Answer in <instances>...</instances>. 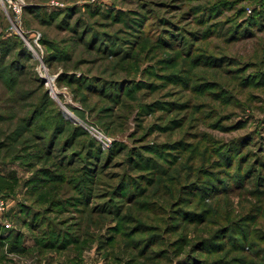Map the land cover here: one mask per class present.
<instances>
[{"label": "trees", "instance_id": "1", "mask_svg": "<svg viewBox=\"0 0 264 264\" xmlns=\"http://www.w3.org/2000/svg\"><path fill=\"white\" fill-rule=\"evenodd\" d=\"M250 1L255 3L254 13L246 19L239 15L235 27L226 30L227 40L243 39L245 34L243 35L242 31H245L247 26L251 32L264 29V0ZM27 4L29 5L28 2ZM40 8L42 7L38 9L42 10ZM89 9L86 12L92 10L97 12L96 16L100 13V17L111 19L114 23L125 24L123 10L113 8V11L105 12L91 7ZM29 11L30 8L23 7L21 20ZM80 11L74 7L49 13L45 25L51 26L56 21H60L58 26L60 28L62 25L67 26L65 32H68L69 36L65 43L43 36L39 43L44 47L46 54L44 61L50 72L54 63L62 64L60 67L63 68V72L56 80L57 87L67 88L74 96V100L82 107L79 109L65 104L68 109L83 121L85 120L82 119L83 116L89 115L104 128L107 134L113 135V127L117 129L120 123L125 129V119L127 121L130 117L125 115L126 108L130 107L128 102L125 103V93L128 88L125 86V78L110 76V79H105L99 69L106 59L118 58L115 55L121 49L117 46L120 38L116 33L98 32L91 25L84 23L83 19L79 20L76 15ZM9 12L15 19L16 14L11 10ZM35 12L31 10L30 13L36 16ZM245 14L246 11L243 16ZM141 32H136L135 41L126 45V53L133 51L131 58L143 64L144 57L138 53V48L148 46L149 49L158 50L163 48L162 45H166L152 44L142 39L146 33ZM10 35L0 41V191L5 198H8L16 193L21 182L17 174L4 175L2 168L17 164L27 169L31 176L23 182L25 195L23 201L19 203L18 212L21 227L13 229L9 237L3 238L5 228L0 219V263L6 258L4 251L7 246L9 252L30 254L38 252L42 256L48 252L65 253L75 255L76 259H79L87 247L97 242L106 259H113L115 262L127 260L126 264H166L173 263L172 261L177 264H226L227 262L264 264V248H262L263 252H259L261 249L257 247V241L256 243L251 241V246H254L255 250L247 252L250 249L242 247L246 238L238 239L239 245L236 247L238 249L235 250L241 255L230 261L229 258L232 256L221 255L223 247L211 250L212 247L209 246L217 242L218 231L209 235L211 237L205 241L207 244L203 250L194 248L184 259L176 260L178 255L185 253L182 249L180 252L173 251L172 248L185 243L190 234H196L195 237L204 234L197 233L196 229L202 228L200 225H205L203 222L191 219L178 221L175 217L173 222L162 220L164 210L177 205L175 198L179 194L178 180L179 177L182 178V176L178 177L175 170L179 156L177 152H181L182 148L183 155H186L188 141L180 137L171 141H153L146 144L143 141L144 135L140 137L135 133L131 135L132 145L117 144L112 150L105 152L102 144L85 127L65 118L62 107L51 96L50 89L46 87V81L39 72L31 76L30 63L25 61L31 59L36 65L39 61L34 59L26 41L17 32ZM249 35L256 38L251 33ZM24 36L33 42L25 31ZM79 45H83L80 49L81 55L98 51L102 55L99 57L101 60L93 61L91 58L92 62H86L87 57L73 56ZM199 52L203 60L206 56V65L203 64L202 67H207L208 50L202 51L199 48ZM123 55L125 56V51ZM158 56L159 66L163 62L172 61L171 58H161V49L156 54V57ZM191 57L192 52L186 58ZM123 62L125 70V61ZM175 64L179 63L173 58L172 65ZM83 65H87L85 69H82ZM117 66L119 67L118 63L114 64V68ZM188 66L190 63H185L186 70L183 72L186 74L189 72V77H182L184 73L165 75L161 73L159 84L184 86L186 91H190L195 81L200 82L201 91L205 90V93H202L203 103L198 109H195L192 100L184 104L161 100L162 104L156 101L148 104V107L142 105L141 108L143 109L144 106L148 109L145 114L140 113L145 117L150 114L156 116L157 112L163 111L157 116L158 125L154 127L162 133L169 134L170 137L176 132L186 137L188 132L186 128H193L199 122L211 126L208 113L210 81L203 76H195L193 65L189 70ZM108 69L109 67L106 71ZM159 70L164 69L160 66ZM79 71L82 74L80 77ZM259 72L264 74L259 70L254 76ZM254 76L250 75L244 79L249 84L252 82L256 85L259 81ZM35 81L38 83L36 87H34ZM74 86L75 88L72 89ZM164 86H160V90H163ZM90 94L94 98H91ZM60 97L64 99L63 96ZM97 98L102 100L108 98L113 103L105 105ZM182 109L186 110V115L173 116L174 112ZM213 126L216 128V125ZM195 129H191L190 132H194ZM184 130L185 133L182 134L180 131ZM191 145L189 149L193 151ZM232 146L226 149L227 154L223 156L226 157L225 165L229 168L227 172L236 165L237 154ZM241 154L242 152L238 155L242 156ZM179 160L192 175L194 165L191 155ZM189 163L191 165L188 168ZM260 177L264 179L262 178L264 168ZM193 179L194 176L190 177V180ZM162 198L169 199V202L163 201ZM143 211L144 214H148V221H142V218L138 217L144 215ZM234 225L235 223L229 226L232 228ZM23 229L30 233L34 242V246L29 249L25 244ZM104 230H107L106 235H102ZM206 231H211V228L208 227ZM230 231L232 232V229ZM261 239L264 241L263 238ZM242 249L249 254L243 255ZM200 250L205 258L196 255Z\"/></svg>", "mask_w": 264, "mask_h": 264}, {"label": "rangeland", "instance_id": "2", "mask_svg": "<svg viewBox=\"0 0 264 264\" xmlns=\"http://www.w3.org/2000/svg\"><path fill=\"white\" fill-rule=\"evenodd\" d=\"M2 1L5 3H1L0 6V41L10 37L13 32H17L23 39L25 38L24 40L29 48L36 50L38 53L35 55L36 53L31 49L34 59H37L39 64L36 65V62L31 59L24 60L25 63H30L31 76L33 77L37 71L39 72V75L46 81V87L50 89L51 96H54L53 99L62 107L66 119L76 124L80 123L85 129L87 128L86 130L93 137L100 132L112 140L110 147L103 148L102 146L105 152L112 150L117 144L132 145L131 135L135 133L140 137L144 135L143 141L146 144L153 141H171L180 137H184L188 141V153L183 155L184 150L182 148L181 152H177L179 156L175 170H177L178 177L182 176L178 180L177 191L179 194L175 198L177 205L166 211L164 210L162 220L173 222L175 217L178 221L191 219L203 222L205 225H200L202 228L196 229L197 233H204L202 234L203 237H200L202 236L200 235L199 238L195 237L196 234L194 233L190 234L185 243L177 248H172L173 251L180 252L182 249L185 253L184 255H178L176 260L184 259L186 254L194 248L203 250L207 244L205 241L211 237L209 235H213L216 231L219 233L218 240L211 243L209 247H212L211 250L223 247L221 255L232 256L229 261L241 255L235 250L238 249L236 247L239 245V238L242 240L246 238L242 247H248L250 250H247V252H253L252 249L255 250L254 246H251V241L255 243L257 241V247L261 249L259 252H263L264 241L261 238L264 239V179H260V176L264 168V84H261L264 82V74L259 72L254 76V73L259 70L264 72V31L261 32L264 29L251 32L247 26L245 31H242L245 37L239 41L227 40L228 34L226 32L228 28L235 27L239 15H242L239 17L246 19L254 13V2L250 0ZM20 2L24 3L25 7L30 8V11L25 13L23 20L17 21V18L14 19L11 16L9 10L16 13L15 7L21 4ZM3 6L6 7L8 13ZM37 7H42L40 8L42 10ZM74 7L79 11L81 10L76 15L79 20L83 19L84 23L91 25L98 32L116 33L120 38L117 46L121 49L115 55L118 58L106 59L105 62L101 63V69H99V71H102L101 76L105 79H110V76L112 78H125V86L128 88L127 93L130 94L128 96L125 93V103L128 102L130 105L128 109L126 108L125 115L130 117L127 121L125 119V129L122 128L120 123L117 129L113 127V135L112 133L107 134L104 128L89 115L83 116L82 119H85L83 121L68 109L67 104L79 109L82 107L80 103L74 100V96L67 88L60 89L57 87L56 80L59 74L63 72V68L60 67L62 64L54 63L55 65L50 72L44 61L46 54L39 40L44 36L50 40L65 43L69 36V33L65 32L67 26L62 25L61 28L58 26L60 21H56L55 24L52 23L51 26L45 25L47 15ZM90 7L105 12H111L113 8L123 10L125 11V24L114 23L111 19L100 17V13L96 16L95 13L97 12L92 10L89 13L86 12ZM31 10L36 11L35 13L39 16L32 15ZM244 11H246L245 16H243ZM90 13L93 14L90 15ZM18 28L22 33L18 31ZM24 31L29 34L33 42H30L24 36ZM136 32L146 33L142 39H146L152 44L164 43L166 46L162 45L163 48L158 50L149 49L147 45V47L138 48V53L144 57V63H138L135 58H131L133 51L129 54L126 53V45L132 43L131 41H135ZM250 33L256 38L249 35ZM82 46L79 45L76 48L73 56L87 57L86 62H92L91 58L93 61L101 60L99 57H102V55L98 51L81 55L80 49ZM191 46L192 49L190 50ZM124 47L125 50H123ZM199 48L202 51L208 50L207 67H202L203 64L206 65V56L203 60ZM160 49L161 58H171L172 61L174 58L179 64L174 66L172 61L163 62L160 66L164 70H159V56L156 57V54ZM124 51L125 56L123 55ZM190 52H192V57L187 59L186 57ZM123 61H125V70L123 69L124 65H122L124 64ZM116 63L119 64V67L114 68ZM185 63H190L188 70L193 65L192 70L195 76H203L210 81L208 113L211 126L199 122L193 128H186V131H188L186 137L183 134L185 130L180 131L183 134L181 136L180 133L176 132L173 137H170L169 134L162 133L154 127L156 124L158 125L157 116L163 111L157 112L156 116L150 114L145 117L140 113L145 114L148 109L144 106L143 109L141 108L142 105L148 107V104L156 103V101L162 104L161 100L182 104L192 100L195 109L202 105V93H205V90L201 91L202 86L198 81L194 82V86L190 91H186L184 86L175 87L171 84H159L161 83V73H164V75L184 73L182 77H189V72L187 74L183 72L186 70L184 68ZM111 65L112 68H110ZM86 66L83 65L84 68L82 69H85ZM108 67L109 69L106 71ZM79 72L78 76L80 77L82 74L81 71ZM250 75H253L260 85H255L252 82L249 84L245 81L244 78ZM48 80H50L49 85H47ZM133 83L134 85L131 86ZM37 85L38 83L35 81L34 87ZM159 85L161 87L165 85L164 89L160 90ZM74 88L75 86L72 87V89ZM55 95L58 96L60 101L63 102L64 100L62 104L66 108L58 102ZM60 96H63L64 99L62 100ZM90 97L94 98L91 94ZM99 98L97 100L102 101L105 105L113 103L108 98L106 100ZM225 103H228V105ZM186 114V110L182 109L174 112L173 116ZM139 124H142V126H138ZM213 125H216V128ZM191 129H195L194 132H190ZM149 134L150 136H148ZM98 141L101 143L100 140ZM190 145L193 151L189 149ZM231 145L235 149L237 159L236 165L232 166V169L227 172L229 168L225 165L226 157L223 156L226 149ZM240 152H242V156L238 155ZM189 155H191L194 165L192 175H190L189 169L186 171L179 160H184ZM190 165L191 163L187 167L189 168ZM9 167L17 171L21 182L18 184L16 193L6 198L9 206L2 216L3 221H1L3 222L2 225L7 222L12 226L7 228L4 225L5 234L3 238L9 237L13 229L21 227L18 212L20 211L19 203L23 201L25 195L24 190L22 191L23 182L31 176L27 169L17 164H11L7 167L8 170H11ZM164 167L168 169L167 166ZM192 176H194V179L190 180ZM185 190L188 192L186 193ZM162 200L164 201L165 198H162ZM165 201L169 202V199ZM147 215L145 213L143 216L138 215V217H141L142 221H148ZM170 215L173 216L170 217ZM233 223L235 225L230 228L229 225ZM207 226L211 228V231H206ZM230 229H232V232ZM24 234L25 244L29 249L34 246V242L27 230ZM106 234L107 230H104L102 235ZM197 238L199 239L197 240ZM8 249L7 246L4 251L6 258L1 259L0 264H126L127 262V260L115 262L113 259H106L105 253L100 250L97 242L87 247L79 259H76L75 255L65 253L48 252L42 256L38 252L33 254L29 252L17 253L9 252ZM247 252L242 251L243 255L249 254ZM196 255L205 258L201 250L196 252ZM172 262L166 264H177L174 261ZM226 264L230 263L227 262Z\"/></svg>", "mask_w": 264, "mask_h": 264}, {"label": "built area", "instance_id": "3", "mask_svg": "<svg viewBox=\"0 0 264 264\" xmlns=\"http://www.w3.org/2000/svg\"><path fill=\"white\" fill-rule=\"evenodd\" d=\"M0 1L3 2L2 0H0ZM24 6H25V4L24 3H21V4L16 5V7H15V10H16V13L15 14H16L17 21H21V19H22V11H23V7ZM49 84H50V80H48V82H47V85H49ZM93 130H95V129H93ZM95 137L97 138V140H100L101 141L103 148L110 147L111 144H112V140L110 138H107L105 135L101 134L100 132H98ZM8 206H9V203L7 202V199L5 198V196L3 195V193L0 191V219L2 221H3L2 216L8 210ZM4 225L7 228H10L12 226L11 224H8L7 222H5Z\"/></svg>", "mask_w": 264, "mask_h": 264}, {"label": "crops", "instance_id": "4", "mask_svg": "<svg viewBox=\"0 0 264 264\" xmlns=\"http://www.w3.org/2000/svg\"><path fill=\"white\" fill-rule=\"evenodd\" d=\"M9 168H11V170H8V168L6 169V168H4L3 169V174L4 175H6V176H12V175H18V173H17V171L16 170H14V169H12V167H9ZM6 169V170H5ZM24 189L22 188V191H23ZM5 234V233H4ZM3 234V235H4ZM4 238H6V237H4Z\"/></svg>", "mask_w": 264, "mask_h": 264}, {"label": "water", "instance_id": "5", "mask_svg": "<svg viewBox=\"0 0 264 264\" xmlns=\"http://www.w3.org/2000/svg\"><path fill=\"white\" fill-rule=\"evenodd\" d=\"M1 3H4V2H1ZM4 7V9H5V11L7 12V9H6V7L5 6H3ZM8 13V12H7ZM18 31L19 32H21V30L18 28ZM22 33V32H21ZM25 39V38H24ZM32 49V48H31ZM36 54L35 55H37L38 53L36 52V50H34V49H32ZM54 97V96H53ZM55 97H56V99L58 100V102L64 107V108H66V106H64V104H62L63 102L62 101H60L59 100V98H58V96H56L55 95Z\"/></svg>", "mask_w": 264, "mask_h": 264}, {"label": "bare ground", "instance_id": "6", "mask_svg": "<svg viewBox=\"0 0 264 264\" xmlns=\"http://www.w3.org/2000/svg\"><path fill=\"white\" fill-rule=\"evenodd\" d=\"M52 86V85H51Z\"/></svg>", "mask_w": 264, "mask_h": 264}]
</instances>
